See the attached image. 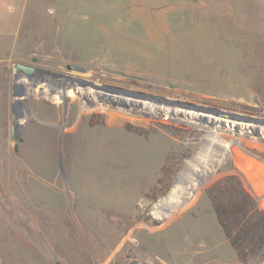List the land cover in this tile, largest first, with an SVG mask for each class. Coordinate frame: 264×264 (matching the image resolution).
I'll return each instance as SVG.
<instances>
[{"label":"rangeland","instance_id":"374dc122","mask_svg":"<svg viewBox=\"0 0 264 264\" xmlns=\"http://www.w3.org/2000/svg\"><path fill=\"white\" fill-rule=\"evenodd\" d=\"M213 184L264 210V0H0V264H264Z\"/></svg>","mask_w":264,"mask_h":264},{"label":"trees","instance_id":"16d2710c","mask_svg":"<svg viewBox=\"0 0 264 264\" xmlns=\"http://www.w3.org/2000/svg\"><path fill=\"white\" fill-rule=\"evenodd\" d=\"M214 186L207 192L218 224L238 259L245 261L264 247V210L246 190L240 202Z\"/></svg>","mask_w":264,"mask_h":264},{"label":"water","instance_id":"95a60500","mask_svg":"<svg viewBox=\"0 0 264 264\" xmlns=\"http://www.w3.org/2000/svg\"><path fill=\"white\" fill-rule=\"evenodd\" d=\"M69 68H72V67L69 66ZM74 68H76V67H74ZM35 69H36L35 66H33L31 64L23 63V62H15L13 64V71L14 72H21L23 74H28V73L32 72L33 70H35ZM77 69L83 70L82 68H77ZM103 86L116 88V86L110 85V84H103ZM148 95H150V94H148ZM10 137L12 139L16 138V135H15V123L14 122L11 125ZM53 264H62V263L59 260H56ZM126 264H140V262H139V260L137 258H133V259L129 260Z\"/></svg>","mask_w":264,"mask_h":264},{"label":"bare ground","instance_id":"6f19581e","mask_svg":"<svg viewBox=\"0 0 264 264\" xmlns=\"http://www.w3.org/2000/svg\"><path fill=\"white\" fill-rule=\"evenodd\" d=\"M48 79V78H47ZM75 89V87H74ZM81 90V89H80ZM82 92V91H81ZM27 94H30V95H41L42 94V90H37L35 89L34 87H31L30 90H28V92H26ZM63 93H65V91H63ZM73 94V93H71ZM18 119V118H17Z\"/></svg>","mask_w":264,"mask_h":264},{"label":"crops","instance_id":"0c3cea01","mask_svg":"<svg viewBox=\"0 0 264 264\" xmlns=\"http://www.w3.org/2000/svg\"><path fill=\"white\" fill-rule=\"evenodd\" d=\"M162 21H163V23H162ZM162 21H161V24L164 25L165 24V21L164 20H162Z\"/></svg>","mask_w":264,"mask_h":264}]
</instances>
